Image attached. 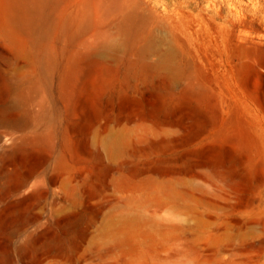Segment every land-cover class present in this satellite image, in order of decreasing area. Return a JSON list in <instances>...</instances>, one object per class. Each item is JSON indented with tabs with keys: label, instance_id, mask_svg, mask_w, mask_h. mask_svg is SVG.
<instances>
[{
	"label": "rangeland",
	"instance_id": "obj_1",
	"mask_svg": "<svg viewBox=\"0 0 264 264\" xmlns=\"http://www.w3.org/2000/svg\"><path fill=\"white\" fill-rule=\"evenodd\" d=\"M0 264H264V0H0Z\"/></svg>",
	"mask_w": 264,
	"mask_h": 264
}]
</instances>
